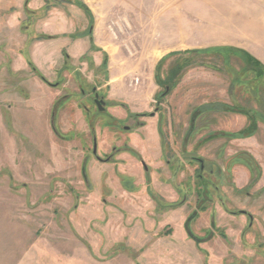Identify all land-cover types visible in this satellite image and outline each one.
I'll return each mask as SVG.
<instances>
[{"label":"rangeland","instance_id":"obj_1","mask_svg":"<svg viewBox=\"0 0 264 264\" xmlns=\"http://www.w3.org/2000/svg\"><path fill=\"white\" fill-rule=\"evenodd\" d=\"M17 3L0 0V264H264L262 169L253 159L255 174L250 167L243 170L229 151L251 156L235 141L252 136L195 144L199 126L239 132L231 130L223 105L247 113L255 108L264 116V0H159L165 24L158 33H133L128 25L119 30L130 17L116 18V32L107 23L97 36L111 47L110 62L97 68L82 58L69 68L99 89L109 115L79 94L89 87L65 75L71 73L67 66L31 56L37 43L55 37L35 27L24 31L29 24H19ZM85 28L77 23L76 37L86 35ZM157 42L159 52L152 57ZM215 49L230 56L225 64L221 57L190 53ZM233 50L261 63L260 78ZM187 58L190 65L169 78L174 60ZM127 109L132 117L145 116L126 117ZM94 137L100 156H111L105 165L91 154ZM126 153L133 164L122 157ZM164 183L178 194L175 201L157 191ZM171 212L179 217L174 225L157 223ZM145 217L157 223L147 234V225L136 222ZM179 221L186 239L204 252L150 251Z\"/></svg>","mask_w":264,"mask_h":264},{"label":"crops","instance_id":"obj_2","mask_svg":"<svg viewBox=\"0 0 264 264\" xmlns=\"http://www.w3.org/2000/svg\"><path fill=\"white\" fill-rule=\"evenodd\" d=\"M16 12L15 15L17 19L20 18L19 24L27 23L29 27H24L25 30H29L30 28L35 27V31L41 34H46L50 36H55V39L52 40H44L37 43V52H31V56L34 57L36 54H39V57H42L45 64H60V69L64 64V57L63 53L65 52L69 57V61L74 65L73 62H78L82 60V58H86L91 61L95 65H99L102 61L107 59L110 62V46H106L98 40L97 34L103 30V28L108 25L110 26L111 32H116L117 29V19L116 18H132L131 21H126V24L121 22L122 26H118L119 30H122L126 27V25L131 27V32L138 33V34H147V33H158L162 32L165 24L164 15L159 13L157 10L159 0H72L73 1H80L82 2L90 11L91 15L87 13L85 10L73 5L70 1L67 0H54L47 2L45 0H29L28 2V9L29 12L24 10V2L25 0H17ZM129 5L133 6V9H129ZM35 12V13H31ZM40 18L36 19V14ZM35 17L34 21L31 18ZM37 20V21H36ZM38 23V28L36 24ZM80 24L83 28L85 25L86 28L82 31L83 34H87V28L90 23L93 25V36L94 40L90 42L88 40L87 35H81L76 37V25ZM115 24V25H114ZM114 25V26H112ZM126 30V29H124ZM123 31V30H122ZM32 32V31H31ZM27 33V32H26ZM60 41V43H59ZM89 41V43H87ZM159 41V40H157ZM26 42V41H25ZM34 47V49H35ZM23 48V45H22ZM159 44L156 43V46L150 48L149 55L152 57L159 52L158 50ZM33 49V50H34ZM163 57V54L158 58L156 63ZM174 58V57H172ZM22 60V58L20 57ZM40 59V58H39ZM172 60V59H171ZM180 59L174 60L172 66L167 69V74H169V78H174V75L170 74V70L176 66ZM23 61V60H22ZM21 61L19 62V64ZM189 70L188 72H190ZM65 75L69 74L68 72H64ZM168 76V75H167ZM240 95V93H239ZM239 102V101H238ZM248 114L251 112L252 117L254 120L259 121L256 124V132L255 134L249 139H242L237 140L238 142V149L242 152L249 153L254 160L258 162L262 169V175L260 178V184L264 185V161L262 159V152H264V116L260 115L259 110H255V108H250L248 110ZM195 119L197 117L198 111L194 112ZM226 115H230L226 117L227 121L232 122V131L238 130L241 131L248 126L247 121L245 120V116L241 114H235L230 112H224ZM257 114L260 116L258 117ZM229 119V120H228ZM237 121L236 124L233 121ZM229 121V122H230ZM199 122L198 118L196 119V123ZM203 123V122H201ZM239 126V128H237ZM201 132L197 130L198 127L196 126L195 129L198 131V138H196L195 144H207L213 142L212 140L208 141L207 138L211 134V131L208 129L207 126H199ZM152 131H150L151 133ZM195 132V133H196ZM235 132V131H233ZM232 133V132H230ZM225 139L226 137H219L215 139ZM195 139V138H194ZM213 139V140H215ZM234 141V140H233ZM232 141V142H233ZM228 142V141H225ZM233 152L231 156L236 155L238 152L229 150ZM228 153V150H227ZM123 158L128 157L123 155ZM131 162L134 160L133 158ZM240 162V158H239ZM133 164V162L131 163ZM243 170L247 167L245 164H242L241 167ZM237 169H240L237 166ZM246 171V170H245ZM132 176V174H131ZM155 184V182H154ZM165 184V183H164ZM162 187H159L157 190L160 192L164 197H166L170 201H175L178 198V194L174 190L172 185L165 184ZM157 187V185H155ZM157 189V188H156ZM154 205H149V209H153ZM180 210V209H179ZM167 215V217H166ZM165 216H159L157 219V223L161 226H164L165 223H172L174 225L175 219L179 218L176 217V212H171L166 214ZM178 216V215H177ZM141 219V218H140ZM179 220V219H178ZM136 222L143 223L147 225L146 234L150 229H153L155 226L154 220L152 218H146L142 220H137ZM133 219L130 221L132 225L136 223ZM156 223V224H157ZM178 230L174 226V233L169 236V238L161 237L156 241V243L152 244L149 247L150 251L153 252H200L191 241L186 239V236L183 234V230L180 227L181 222L178 223ZM150 226V227H149ZM144 231V230H143ZM142 231V233H143ZM142 237V235H141ZM168 240V247L165 245V241ZM160 241V242H158ZM145 243L140 245V248H143ZM100 246V245H99ZM101 247V246H100ZM188 247V248H186ZM152 249V250H151ZM80 252H83L80 249Z\"/></svg>","mask_w":264,"mask_h":264},{"label":"trees","instance_id":"obj_3","mask_svg":"<svg viewBox=\"0 0 264 264\" xmlns=\"http://www.w3.org/2000/svg\"><path fill=\"white\" fill-rule=\"evenodd\" d=\"M67 1L71 2L72 0H67ZM73 2H74V4L77 7L85 10L87 13H89L91 15L89 9L82 2H80V1H73ZM40 38L51 39L52 37L42 35V36H40ZM223 50H225V49H215L213 52L212 51L209 52L208 50H200V51L199 50L198 51L194 50V51H192L190 53H193V55H196V54H199V55L211 54V56L214 55L215 57H221V59H222L221 62L223 61V63L225 64L227 58L229 59L230 56H226L223 53ZM233 51L235 53L238 52L240 55H242V57L245 58V62L242 61L243 60L242 58H239V60L242 61V65L243 66L244 65L249 66L250 70H252V71H257V73L254 72L255 76H256V78H260V75H262V73H261V69H262L261 63L258 60H256L254 57H252L250 54L245 52V51H237V50H233ZM190 63H191V60H189V58H187L186 60L180 59L179 62L176 64V66L170 70V74L177 76L180 73V71L184 67H188L190 65ZM29 65L32 66L31 62H29ZM39 76L42 78L41 75H39ZM157 77L158 76L156 74V79H157ZM42 80L45 82V80L43 78H42ZM156 84L161 86L162 82H156ZM222 108L223 109H221V110L224 111V112L239 113V114H244V115L248 116V113H247V111L244 108L229 107V106H226V105H223ZM248 121H249L248 126L245 129L239 131L238 133H224V134H220V135H225V137L231 138V139H234V138H237V137H251V136H253L255 134L257 127H256V122H255V120L253 119L252 116H248ZM217 135H219V134H217ZM237 156L244 157L247 160V165H248V167H250V171L255 174V171L257 170L258 166H257L256 162L253 160V158L245 155L244 153H239V154H237ZM252 178H255L254 181H256L257 180V175H256V177H253V174H252ZM158 201H159V199H158Z\"/></svg>","mask_w":264,"mask_h":264},{"label":"flooded vegetation","instance_id":"obj_4","mask_svg":"<svg viewBox=\"0 0 264 264\" xmlns=\"http://www.w3.org/2000/svg\"><path fill=\"white\" fill-rule=\"evenodd\" d=\"M91 26H92V24H91ZM88 29H89V26H88ZM88 29H87V36H88V38H89V41L91 42V30L90 31H88ZM52 37H55V36H52ZM53 39V38H52ZM63 57H64V64H63V66H67L68 68H69V63H70V61H69V57L67 56V54L64 52L63 53ZM68 64V65H67ZM101 64H102V62L99 64V65H97V68L98 67H100L101 66ZM62 66V67H63ZM67 68V69H68ZM63 70V69H62ZM69 70L71 71V73L67 70H65L64 72H68L69 74V76H72V78L73 79H75V80H77V79H79L80 81H83V83L86 85V86H88L89 87V91L88 92H86V91H84L83 89H82V87H81V90H80V93L79 94H81L83 97H85L88 101H92V103H93V106H94V108H95V110L96 111H98V112H103V113H107L108 114V109H107V102H106V100H105V97L99 92V89L98 88H96L95 86H93V85H91V84H88V80H87V78H83L82 76H81V74L79 73V72H77L78 71V69L77 68H74L73 67V69L70 67L69 68ZM159 86V85H158ZM160 87H164V90H166V87H168V86H166V84L165 83H162L161 84V86ZM102 101L104 102V105H102ZM96 102H99V104L101 105V108H102V110H99L98 109V107H97V105H96ZM125 112H126V114H127V116L126 117H129V118H133V119H137L138 117H140V116H142V117H144L145 116V114H135L134 115V117H132V112H130V110H125ZM159 112V110H158V108H155V114H157ZM154 113H152V114H150V116L151 117H154V115H155ZM109 115V114H108ZM141 118V117H140ZM124 119H126V118H124ZM113 123L114 122H112V121H110V126L112 125L113 126ZM121 128H123V126L121 127ZM125 131H128V129H129V127L127 126V127H125V128H123ZM194 132H195V129H194ZM225 132L224 131H219V132H215V133H213V132H211V134L209 135V137L207 138V140L208 141H210V140H213V139H215V138H219V137H225V135H220V134H224ZM217 134H219V135H217ZM191 138V137H190ZM227 138V137H226ZM94 141L96 142V154H94L93 153V148H94ZM124 149H126V147L124 148ZM240 153V152H239ZM239 153H237V154H239ZM91 154L93 155V158L95 159V161L97 162V163H100V164H103V165H105L106 163H109L110 162V160H111V156L110 155H107V156H105V158L103 157H101L100 156V148H99V142H98V139L96 138V137H94L93 138V143H92V149H91ZM237 154L235 155L236 156V158H235V156H234V159H238L239 160V158H240V161H242L244 164H245V166L248 168V165H247V160L244 158V157H239V156H237ZM125 156H128V158H133L132 156V154H129V153H126V154H124ZM246 155V154H245ZM123 156V155H122ZM249 157H251V156H249ZM252 158V157H251ZM192 160H194L195 162H198L199 163V165H200V167H201V169L204 167V164H203V161L200 159V158H197V157H192ZM141 165H142V167H143V170L144 171H147V166L145 165V163H143V162H141ZM123 178V177H122ZM126 181V180H125ZM177 193H178V190H177ZM176 209H181L180 207H178V208H176ZM175 209V210H176ZM239 213H241V214H246L244 211H240ZM191 239H193V241L194 242H198V239L195 237V236H193ZM200 252H204V251H202L201 249H199V248H197Z\"/></svg>","mask_w":264,"mask_h":264},{"label":"water","instance_id":"obj_5","mask_svg":"<svg viewBox=\"0 0 264 264\" xmlns=\"http://www.w3.org/2000/svg\"><path fill=\"white\" fill-rule=\"evenodd\" d=\"M96 105H97L99 110H102L101 105L99 104V102H96ZM102 105H104L103 101H102ZM192 122H194V119H192ZM93 153L96 154V142L95 141H94Z\"/></svg>","mask_w":264,"mask_h":264}]
</instances>
